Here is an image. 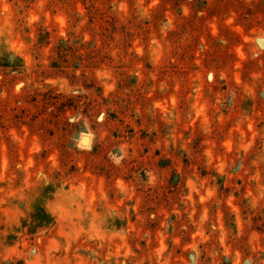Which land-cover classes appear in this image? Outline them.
I'll list each match as a JSON object with an SVG mask.
<instances>
[{
  "label": "rangeland",
  "instance_id": "1",
  "mask_svg": "<svg viewBox=\"0 0 264 264\" xmlns=\"http://www.w3.org/2000/svg\"><path fill=\"white\" fill-rule=\"evenodd\" d=\"M0 264H264V0H0Z\"/></svg>",
  "mask_w": 264,
  "mask_h": 264
}]
</instances>
